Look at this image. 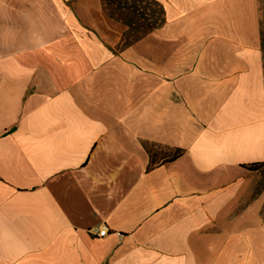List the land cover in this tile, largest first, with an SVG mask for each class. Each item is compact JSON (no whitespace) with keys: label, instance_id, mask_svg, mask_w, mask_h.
Instances as JSON below:
<instances>
[{"label":"crops","instance_id":"1","mask_svg":"<svg viewBox=\"0 0 264 264\" xmlns=\"http://www.w3.org/2000/svg\"><path fill=\"white\" fill-rule=\"evenodd\" d=\"M156 1L0 0V264H264L261 0Z\"/></svg>","mask_w":264,"mask_h":264},{"label":"trees","instance_id":"2","mask_svg":"<svg viewBox=\"0 0 264 264\" xmlns=\"http://www.w3.org/2000/svg\"><path fill=\"white\" fill-rule=\"evenodd\" d=\"M102 1L104 2L105 5L106 0H102ZM112 1H114V3H117L118 7L115 10V12H109L108 9L106 8L108 15L111 18L115 19V16H120V17L122 16L121 13L122 10H130L136 16H140L141 19L144 20L146 23V30L143 33L141 32L142 35L148 33L149 31H153L159 28L164 22L163 7L155 0H148V1H150L153 5H155L156 9H149L148 7L144 8V6H142L143 5L142 3H145L143 0H109V2ZM123 23L127 24L131 28L133 27V25L129 21H124ZM147 150L150 156L149 168L151 169L158 164L159 159L157 158V154L155 151L149 148H147ZM167 161H171V160L167 159ZM244 168L254 173H257L264 168V163L250 164L244 166Z\"/></svg>","mask_w":264,"mask_h":264},{"label":"rangeland","instance_id":"3","mask_svg":"<svg viewBox=\"0 0 264 264\" xmlns=\"http://www.w3.org/2000/svg\"><path fill=\"white\" fill-rule=\"evenodd\" d=\"M143 1L145 2L142 3L143 4L142 6H144V8L148 7L149 9H156L155 5H153L150 1L148 0H143ZM105 7L108 9L109 12H115L118 5L117 3H114V1L109 2V0H106ZM260 8L262 10L263 23H264V0H261ZM121 13L122 16L121 17L115 16V20L120 22L129 21L133 25V27L130 28L128 35L126 37L128 42H131L135 38L139 37L141 35V32L142 33L145 32L146 23L144 20L141 19L140 16H136L130 10H122ZM263 39H264V26H263ZM249 182L252 185V187H254L253 197H255V195H259L264 199V168L257 173H253V175L250 176ZM263 216H264V205H263Z\"/></svg>","mask_w":264,"mask_h":264},{"label":"built area","instance_id":"4","mask_svg":"<svg viewBox=\"0 0 264 264\" xmlns=\"http://www.w3.org/2000/svg\"><path fill=\"white\" fill-rule=\"evenodd\" d=\"M109 229L107 226H101L99 229H93L91 230L92 234L97 235L99 237H103L108 233Z\"/></svg>","mask_w":264,"mask_h":264}]
</instances>
